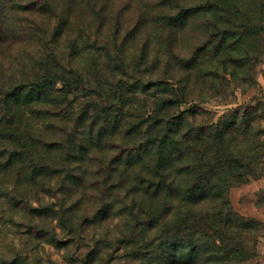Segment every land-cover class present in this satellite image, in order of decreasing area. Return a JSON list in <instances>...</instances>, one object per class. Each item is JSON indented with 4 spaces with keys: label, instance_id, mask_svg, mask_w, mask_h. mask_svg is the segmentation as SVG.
Segmentation results:
<instances>
[{
    "label": "trees",
    "instance_id": "obj_1",
    "mask_svg": "<svg viewBox=\"0 0 264 264\" xmlns=\"http://www.w3.org/2000/svg\"><path fill=\"white\" fill-rule=\"evenodd\" d=\"M108 1L0 0V46L22 48L0 58V173L16 190L47 194L57 178L60 192L96 191L103 212L121 207L128 237L140 238L141 264L240 261L241 235L254 224L232 211L227 192L264 176V101L217 121L196 103L181 105L225 94L228 76L244 90L259 88L264 0H126L148 1L171 35L158 38L161 76L147 88L136 77L140 66L111 55L120 28L110 43ZM201 17L219 22L201 25L196 38L202 30L206 42L185 51L186 25ZM72 31L67 53L59 52ZM152 87L151 111L126 109L128 100L135 104L129 97Z\"/></svg>",
    "mask_w": 264,
    "mask_h": 264
},
{
    "label": "rangeland",
    "instance_id": "obj_2",
    "mask_svg": "<svg viewBox=\"0 0 264 264\" xmlns=\"http://www.w3.org/2000/svg\"><path fill=\"white\" fill-rule=\"evenodd\" d=\"M148 1H108V16L104 21V35L110 43L115 38L114 26L118 25L120 28L117 35L118 53L114 51L115 54L111 55L119 56L120 53L125 57L126 65L140 66L136 77L146 88L161 76V66L157 67V62L155 63L156 51L160 50L162 45L158 43V38H171L168 30L161 28L165 20L161 18L158 21L155 13L150 14L152 11L144 7L149 5L151 8ZM17 18L21 19L20 16ZM32 18L34 16L30 18L34 20ZM207 22L219 21L217 18L202 17L189 21L183 32L185 51L195 48L196 45L202 46L206 42L207 38L204 36L207 33L197 31L200 34L198 39L196 30ZM37 23H40V20ZM75 33L76 31H72L70 38H61L59 52L67 53L68 50L65 49L70 45L69 41L74 38ZM4 43L0 46V58L3 60L17 54L18 50L22 51L15 42ZM261 68L258 84L264 79V55ZM128 80L135 85L133 78ZM227 80L230 84L223 83L225 94L213 98L204 95L202 102L196 100L183 103L181 110L196 103L201 110L208 112L207 119L217 121L228 109L255 102L256 99L264 101V95L254 94L258 91V86L244 90L237 87V78L231 79L228 76ZM113 81L116 82V79ZM156 90L152 87L147 93L129 97L135 99V104L131 99L128 100L127 102L131 103L125 106L126 109L133 112L135 106L144 105L145 112L151 111L153 95L158 92ZM159 96L163 98V95ZM221 99L223 101H220ZM82 100L84 99L73 105V110L81 108ZM112 119L111 117L110 120ZM260 125L264 128V121L260 122ZM108 126L112 127L111 122ZM106 157L110 159L111 154L108 153ZM3 164L2 159L0 166ZM3 175L0 173V264H141L137 259L138 250L141 249L140 238L137 232L128 237L124 226L125 217L119 214L121 207L114 205L113 210L103 212L100 210L101 205L93 201L97 196L96 191L81 186L77 192H60L55 188L60 184L57 178L51 180L53 183L50 191L43 194L39 193L38 188L35 192L13 189L11 178ZM87 194L91 195V199H88ZM227 200L235 214L254 224L251 232L241 235V259L233 264H264V176L231 185L228 188Z\"/></svg>",
    "mask_w": 264,
    "mask_h": 264
},
{
    "label": "crops",
    "instance_id": "obj_3",
    "mask_svg": "<svg viewBox=\"0 0 264 264\" xmlns=\"http://www.w3.org/2000/svg\"><path fill=\"white\" fill-rule=\"evenodd\" d=\"M254 94L264 95V79L260 81L258 91Z\"/></svg>",
    "mask_w": 264,
    "mask_h": 264
}]
</instances>
